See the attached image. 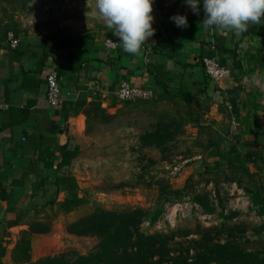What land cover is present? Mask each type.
<instances>
[{"label": "crops", "instance_id": "crops-1", "mask_svg": "<svg viewBox=\"0 0 264 264\" xmlns=\"http://www.w3.org/2000/svg\"><path fill=\"white\" fill-rule=\"evenodd\" d=\"M199 7V15L184 3L154 17L155 34L138 56L121 47L108 50V37L101 33L85 38L83 46L53 50L36 43L34 35L15 33L21 43L12 48L8 31L0 26V101L5 104L0 106V230L14 238L12 261L16 244L30 229L27 223L43 220L53 210L65 212L60 202L69 193H54L55 167L65 144L83 149V137L76 131L82 120L79 103L110 102L123 80L152 87L158 95L171 91L195 96L215 129L216 146L235 150L234 162L264 168V22L250 24L237 36L205 28L203 5ZM176 14L187 17V28L170 20ZM204 56L230 66L232 78L222 83L210 78L201 62ZM52 70L58 71L62 86L58 108L47 98L46 78ZM49 161L53 166H47Z\"/></svg>", "mask_w": 264, "mask_h": 264}, {"label": "rangeland", "instance_id": "rangeland-1", "mask_svg": "<svg viewBox=\"0 0 264 264\" xmlns=\"http://www.w3.org/2000/svg\"><path fill=\"white\" fill-rule=\"evenodd\" d=\"M184 3L185 0H153L152 15L170 14ZM199 4L203 5V0ZM0 26L17 35H34L33 40L46 49L57 45L58 36H115L98 18L95 0H0ZM79 113L82 120L77 124L81 127L76 131L83 137V149L71 171L79 185L76 192L86 197V203L69 213L53 210L42 224L35 220L27 223L30 229L26 233L45 230L32 240V258L92 252L98 238L80 237L69 233L68 228L98 208H143L151 212L163 207L161 219L167 206L177 211L175 226L158 228L157 221L145 219L141 230L173 233L171 245L179 252L190 248L193 254L199 251L196 245L204 250L206 247L198 242L206 229L217 227L215 237L227 239L228 233L224 229L220 233L219 229L226 226L235 227V235L242 237V248L264 253V233L257 232L264 215L248 191L256 184H264V168L256 170L240 161L214 160L215 129L195 96L190 95L188 101L170 91L146 100H93ZM157 129H168L173 137L162 147L143 145L141 136ZM177 190L182 191L181 197L169 201ZM197 195L204 196L215 211L208 212L195 200ZM233 211L236 216L226 218ZM13 242L11 232L0 230V251L5 250L0 264H19L10 257Z\"/></svg>", "mask_w": 264, "mask_h": 264}, {"label": "trees", "instance_id": "trees-1", "mask_svg": "<svg viewBox=\"0 0 264 264\" xmlns=\"http://www.w3.org/2000/svg\"><path fill=\"white\" fill-rule=\"evenodd\" d=\"M58 38L57 45L50 47L49 50L86 44L85 38L78 39L73 35L58 36ZM180 94L189 101L188 94L184 92ZM88 104L80 102V110L85 109ZM172 137L173 134H170L168 129H157L142 135L141 140L145 146L162 147ZM234 151H224L221 146L215 145L212 156L218 163L224 160L233 163L232 153ZM80 154L79 146L69 148V145L65 144L61 148V161L55 167L57 176L53 183L54 193L58 194L61 191L69 193L68 198L60 202L61 209L67 213L86 203V197L76 192L79 185L71 171L74 160ZM49 155L54 154L49 152ZM248 155L250 158L253 157L252 152ZM53 164L54 161L47 162L49 167ZM248 191L252 194L253 202L260 208V213L264 215V184H256L253 190L248 189ZM181 195L182 191H174L168 200H177ZM195 200L202 203L208 212L215 211V207L210 205L204 196L197 195ZM56 202V199L50 201L51 204ZM162 209L163 207H158L157 211L151 212L143 208L96 209L93 213L69 225V233L80 237H95L99 240L96 248L89 254H78L73 257H68L67 253H63L33 260L32 236L29 235L45 233V230H34L32 234L25 232L13 250V259L19 264H264V253L241 247L239 238L242 237L235 235V227L221 226L219 228L220 233H224L221 232L222 229L228 233L227 239L224 240L215 237V232L218 231L217 227L206 229L204 233L202 232L201 240L198 242L200 246L206 247L204 250L201 251L196 245L199 251L196 250L193 254L191 253L193 250L190 248L185 253L179 252L171 245L175 236L173 233L150 234L141 230L142 222L145 219L152 223L157 221L162 215ZM236 214L237 212L233 211L230 215L226 214V218L228 216L231 219ZM34 222L42 224L40 222H44V220H35ZM257 230L258 233H264V223ZM176 250L179 252L178 255H176ZM4 254L5 250L0 251V257Z\"/></svg>", "mask_w": 264, "mask_h": 264}, {"label": "clouds", "instance_id": "clouds-1", "mask_svg": "<svg viewBox=\"0 0 264 264\" xmlns=\"http://www.w3.org/2000/svg\"><path fill=\"white\" fill-rule=\"evenodd\" d=\"M194 14L199 15L200 0H185ZM153 0H95V11L112 33L119 38L124 52L138 56L146 41L155 34ZM205 28H216L237 36L249 30V25L264 22V0H203ZM178 28H187L185 15L170 17ZM110 43H114L110 41ZM257 85L261 80L253 77Z\"/></svg>", "mask_w": 264, "mask_h": 264}, {"label": "built area", "instance_id": "built-area-1", "mask_svg": "<svg viewBox=\"0 0 264 264\" xmlns=\"http://www.w3.org/2000/svg\"><path fill=\"white\" fill-rule=\"evenodd\" d=\"M7 41L12 48L19 47L21 43L20 38L13 31L8 32ZM110 41H113L114 43H110ZM119 42L120 41L117 38L108 37L105 41L106 48L108 50H116L119 47L117 45ZM201 62L206 74L216 82L222 83L223 81L232 78L233 73L231 67L222 64L217 59L210 56H204L202 57ZM46 86L47 98L50 106L52 108L60 107L63 103V97L62 86L57 70H52L50 73H48L46 78ZM154 95L155 90L152 87L133 84L127 80H123L115 92V97L120 101L146 100L151 99ZM4 105L5 104L0 101V106L3 107ZM23 140H26V137H23ZM193 207L195 210L198 209L197 204L193 205ZM166 208L167 210L162 217L163 219L159 218L156 222V226L158 228L164 226L167 227L168 225H171V227L175 226V221L178 216L177 211L170 210V207L168 208V206Z\"/></svg>", "mask_w": 264, "mask_h": 264}]
</instances>
